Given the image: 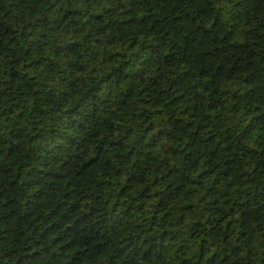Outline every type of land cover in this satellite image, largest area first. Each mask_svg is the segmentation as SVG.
Returning <instances> with one entry per match:
<instances>
[{"label":"trees","instance_id":"1","mask_svg":"<svg viewBox=\"0 0 264 264\" xmlns=\"http://www.w3.org/2000/svg\"><path fill=\"white\" fill-rule=\"evenodd\" d=\"M0 264H264V0H0Z\"/></svg>","mask_w":264,"mask_h":264}]
</instances>
